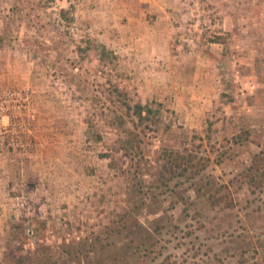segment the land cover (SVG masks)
Returning <instances> with one entry per match:
<instances>
[{
  "label": "rangeland",
  "instance_id": "1",
  "mask_svg": "<svg viewBox=\"0 0 264 264\" xmlns=\"http://www.w3.org/2000/svg\"><path fill=\"white\" fill-rule=\"evenodd\" d=\"M21 259L264 264V0H0V264Z\"/></svg>",
  "mask_w": 264,
  "mask_h": 264
},
{
  "label": "trees",
  "instance_id": "2",
  "mask_svg": "<svg viewBox=\"0 0 264 264\" xmlns=\"http://www.w3.org/2000/svg\"><path fill=\"white\" fill-rule=\"evenodd\" d=\"M98 55L101 60H103L105 57L109 58L110 60H114L116 58L115 54L111 50H107L103 45L99 46ZM122 104L125 110L129 111L128 116H129V120L132 122L133 127H137L138 129L144 127L148 129V126L146 124L147 122L151 123V125H154L155 122H159V123L161 122V120H159L158 118L156 119L151 116L154 110L150 108L147 104H141L139 102H134L133 104L122 102ZM151 117L153 118L152 120L150 119ZM128 133L131 132L128 131ZM132 135L135 136V134ZM163 155L166 157L168 164L167 168H165V171L171 174L176 173V176L183 175L185 171L192 172L194 173V175H196L200 170L204 169L203 165L198 166L200 168L196 167L197 163L192 162L194 156L190 153L183 154L181 152H178L177 150L169 149L167 151H163ZM194 175L191 174V176ZM219 189L221 190L225 189V185L223 184L218 185L216 190L219 191ZM210 197L212 198V200L218 198V197L215 198L214 196H210ZM220 200L221 201L223 200V204L226 207L231 206V202L227 196L219 197L218 200H214V202L218 204V201ZM23 263L24 261L21 259L19 261L16 260L15 264H23Z\"/></svg>",
  "mask_w": 264,
  "mask_h": 264
}]
</instances>
